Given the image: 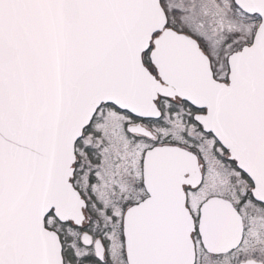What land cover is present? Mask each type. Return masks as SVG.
<instances>
[{"label":"snow or ice","instance_id":"snow-or-ice-1","mask_svg":"<svg viewBox=\"0 0 264 264\" xmlns=\"http://www.w3.org/2000/svg\"><path fill=\"white\" fill-rule=\"evenodd\" d=\"M0 264H264V0H0Z\"/></svg>","mask_w":264,"mask_h":264}]
</instances>
